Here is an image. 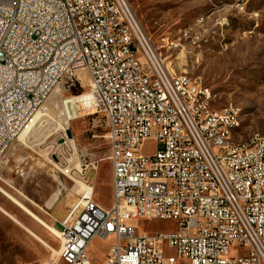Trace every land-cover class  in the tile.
Returning a JSON list of instances; mask_svg holds the SVG:
<instances>
[{"label": "built area", "instance_id": "built-area-1", "mask_svg": "<svg viewBox=\"0 0 264 264\" xmlns=\"http://www.w3.org/2000/svg\"><path fill=\"white\" fill-rule=\"evenodd\" d=\"M64 1L91 44L88 63L49 2L0 0V156L79 67L88 76L83 114L106 121L111 204L98 205L83 179L88 188L60 223L65 246L49 264H93L97 239L108 242L103 264H264V135L236 141V107H213L200 79L171 73L129 0ZM153 218L177 229L136 233L130 224Z\"/></svg>", "mask_w": 264, "mask_h": 264}, {"label": "rangeland", "instance_id": "rangeland-1", "mask_svg": "<svg viewBox=\"0 0 264 264\" xmlns=\"http://www.w3.org/2000/svg\"><path fill=\"white\" fill-rule=\"evenodd\" d=\"M129 1L171 73L200 79L211 90L213 107L239 109L236 141L264 135V0ZM76 77L81 93L72 94L64 77L39 109L43 114L26 141L14 140L0 156V264H49L57 258L62 240L56 231L78 200L83 179L92 181L98 205L111 203L106 121L101 114H83L86 68L79 67ZM154 147L148 140L143 150L149 154ZM59 160L71 167V178L57 169ZM130 224L136 233L177 229L175 221L156 218ZM106 250L104 243H93L92 263L103 264ZM164 250L174 254L173 249Z\"/></svg>", "mask_w": 264, "mask_h": 264}, {"label": "bare ground", "instance_id": "bare-ground-1", "mask_svg": "<svg viewBox=\"0 0 264 264\" xmlns=\"http://www.w3.org/2000/svg\"><path fill=\"white\" fill-rule=\"evenodd\" d=\"M41 1L49 2L50 5H52L55 8H57L60 13L64 14V16H66L67 27H68V29H71L73 31V33H74L75 45L77 47H81V49H82L81 61H82V63H88V58H91V44L88 41V39L83 38V34H81V25L77 21V17H75V15L73 14L72 8L64 0H41ZM41 114H43V113H41L40 111H37V113L35 115V119L39 118L41 116ZM234 124L235 125H240L241 124V117H240V112H239L238 108H236V114H234ZM27 132H28V130L22 131L17 136V138L15 140L19 139V140H22L23 142H25L26 139H27ZM80 184H81L80 186H81V188L83 190L88 188L83 183H80ZM7 196L13 202L18 204V206L20 208H22L25 212H27L30 216H32V218H34L36 221L41 222L40 218L36 214H34L30 209H28L26 206H24L22 203H20L19 201H17L15 198L11 197L10 195H7ZM14 220H15L16 223L20 224V222L17 219H14ZM56 232L59 233L58 236L62 240L61 241L62 243H61L60 246H65L66 233H60L59 230H57ZM59 256H60V249L58 251L57 258H59Z\"/></svg>", "mask_w": 264, "mask_h": 264}, {"label": "trees", "instance_id": "trees-1", "mask_svg": "<svg viewBox=\"0 0 264 264\" xmlns=\"http://www.w3.org/2000/svg\"><path fill=\"white\" fill-rule=\"evenodd\" d=\"M67 86L71 90L72 94L77 95V94L81 93V89H80V87L79 88L77 87V84L75 81H70L68 79Z\"/></svg>", "mask_w": 264, "mask_h": 264}, {"label": "crops", "instance_id": "crops-1", "mask_svg": "<svg viewBox=\"0 0 264 264\" xmlns=\"http://www.w3.org/2000/svg\"><path fill=\"white\" fill-rule=\"evenodd\" d=\"M110 204H111V203H110ZM12 209H13V211H15L14 208H12ZM12 214H14V213H12ZM13 216H14V215H13ZM60 228H61V224H60ZM60 228H59L58 230H60ZM95 242H96V243H104L103 241H101V240H99V239H97ZM95 242H94V243H95ZM104 244L107 246L108 242H105Z\"/></svg>", "mask_w": 264, "mask_h": 264}, {"label": "water", "instance_id": "water-1", "mask_svg": "<svg viewBox=\"0 0 264 264\" xmlns=\"http://www.w3.org/2000/svg\"><path fill=\"white\" fill-rule=\"evenodd\" d=\"M70 108H69V106L67 105V110H69Z\"/></svg>", "mask_w": 264, "mask_h": 264}]
</instances>
